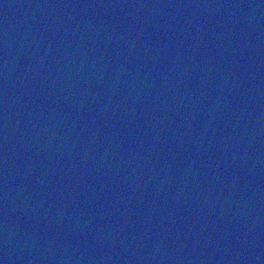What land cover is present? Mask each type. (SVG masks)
Returning a JSON list of instances; mask_svg holds the SVG:
<instances>
[{
    "label": "water",
    "instance_id": "95a60500",
    "mask_svg": "<svg viewBox=\"0 0 264 264\" xmlns=\"http://www.w3.org/2000/svg\"><path fill=\"white\" fill-rule=\"evenodd\" d=\"M0 264H264V49L0 0Z\"/></svg>",
    "mask_w": 264,
    "mask_h": 264
}]
</instances>
